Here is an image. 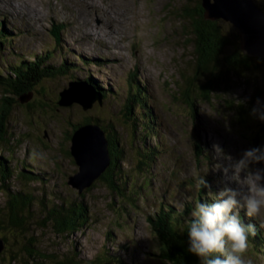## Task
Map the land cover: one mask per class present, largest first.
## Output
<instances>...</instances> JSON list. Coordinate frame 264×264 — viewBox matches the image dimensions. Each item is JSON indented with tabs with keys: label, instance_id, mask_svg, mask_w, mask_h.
Here are the masks:
<instances>
[{
	"label": "rangeland",
	"instance_id": "obj_1",
	"mask_svg": "<svg viewBox=\"0 0 264 264\" xmlns=\"http://www.w3.org/2000/svg\"><path fill=\"white\" fill-rule=\"evenodd\" d=\"M196 1L0 0V28L7 36L0 52V71L9 72L18 59L30 60L34 54L45 56L47 52L50 56L44 63H67L64 73L46 77L35 87L26 101H30L29 106L20 101L14 105L8 120L10 149L0 148L5 155L10 152L14 168L41 175L31 181L13 175L7 181L10 189L31 190L35 195L28 235L36 242L34 250L45 252L40 264H53L54 257L71 254L70 245L75 243L77 258L86 263L90 259L98 263L97 257L108 251L121 260L118 264H169L156 254L159 241L146 220L160 202L181 210L195 198L200 177L207 182L204 195L210 200L225 186L241 192L248 187L243 172L233 178L231 169L224 173L216 166L230 163L226 157L238 159L244 150L264 145V121L250 114L258 100L264 103V58H255L251 70H227L222 91L213 92L206 100L196 95L193 110L181 92L185 78L196 71L193 33L184 13ZM254 1L264 6V0ZM55 28L59 29L58 38ZM89 35L93 37L88 39ZM233 48L226 47L225 53ZM131 72L134 81L145 87L146 102L155 116L151 136H143L139 124L123 116L121 106ZM207 76L199 73L196 84ZM70 81L90 86L94 82L106 89V94L87 109L76 102L60 106L56 102L58 91ZM240 105L246 109L242 115ZM94 115L109 117L117 131L124 153L119 186H125L131 201L98 179L81 192L67 183L68 175L77 169L67 154L69 121L80 122ZM144 142L155 145L153 155L136 170L139 158L143 159L136 151ZM252 167L264 169V162ZM130 173L129 179L126 175ZM137 183L139 194L134 191ZM3 190L0 179V204L5 198ZM59 196L82 200L87 207V221L72 232L76 235L58 236L40 208V198L51 205ZM239 214L244 223L260 229L264 241V215L248 217L242 208ZM24 240L8 236L1 264L7 263L8 251L16 252L12 263L40 261L22 250ZM248 255L254 264H264V243H249Z\"/></svg>",
	"mask_w": 264,
	"mask_h": 264
},
{
	"label": "trees",
	"instance_id": "obj_2",
	"mask_svg": "<svg viewBox=\"0 0 264 264\" xmlns=\"http://www.w3.org/2000/svg\"><path fill=\"white\" fill-rule=\"evenodd\" d=\"M260 7L262 8L264 6L260 5ZM184 13L188 15L191 33H193L192 52L195 55L196 71L195 75L192 77L185 78V84L181 95L185 102L194 110V99L196 95L203 100L210 99L213 92L222 91L220 85L227 77V70H231L235 73L242 70H251L255 66L252 61L259 57L249 56L241 51L239 47V37L234 26L221 19L213 20L205 18L203 16V8L200 5V0H197L194 7ZM58 36L59 33L57 31L56 37L58 38ZM6 41L7 36L4 30L0 28V52ZM231 45H234L232 52L229 54L225 53L226 47ZM34 56L35 58L30 60L18 59L15 63H12L9 72L3 73L0 71V87L2 89V96L0 97V148L6 147V149H10L8 120L12 108L19 101L18 97L22 94L35 92L37 90L35 87L41 84L44 78L56 75V73H64V69L67 68L66 62L60 63V65L57 66L44 63V60L49 59L50 54L48 52L45 56L39 54H34ZM0 58V60H2V54ZM199 73H205L208 74V76L202 82L196 84L197 75ZM134 77L135 75L133 72L128 76L127 92L121 106L123 109V116L126 120L130 119L132 123L139 124L138 126L143 136H151L154 133L153 121L155 120V116L151 112L150 105L146 102L147 97L146 94L144 95L145 92H143L145 91V87H141L138 82H135ZM91 85L99 93L106 94V89H103L94 82H91ZM37 102L39 105H42L40 101ZM25 104L29 106L30 101ZM243 111L246 112V109L240 105L238 109L239 114ZM248 112H250V110H248ZM86 122L97 123L103 130L108 141L110 162L97 179L104 182L112 192L121 194L131 201L133 197L131 195H125V186H119L121 180L119 176L122 172L120 162L124 158V153L117 131L109 117H98L94 115L80 122L69 121L70 129L65 132L68 135V139H70V134L77 125ZM153 146L148 144L145 145L144 142V145H141V149L138 147V151L136 152L139 156L143 157V159L139 158L136 170L143 167L144 159H148L149 162V159L152 158ZM197 148L199 147L197 146ZM67 154H69V151H67ZM9 156L10 152L9 155L0 152L1 188L4 189L3 193L5 194L4 201L0 204V236L3 238L5 244H9L8 236L17 239L25 238L24 242L21 244L22 250H25L32 260L36 259V257L40 259V261H34L33 264H40L45 260L44 256H42L45 255V252L34 250L36 249V242L32 241V236L28 235L30 234L29 223L30 217L32 216L31 212L33 210L35 195L31 190H24L22 188L12 190L9 188L7 181L10 180L13 175L27 181L39 180L41 175H38V172L36 173V171L30 169L25 170L21 167L17 169L14 168L11 165ZM14 171L16 173H14ZM131 174L132 173L127 174L126 177L130 179ZM93 183L85 188V191L91 188ZM138 183L137 186L134 185L136 194H139V190L141 189ZM205 188V186H200V184H198L195 198L188 202L181 210L175 211L171 205H165L160 202L158 204V210L146 216L150 228L159 241V252L156 254L158 257L165 259L169 264H199L198 257L187 250L186 225L187 221L190 219L189 214L194 206V201H200L202 198H207V201H210V198L204 195ZM55 198H57L56 200H58V202L52 201L51 205L45 203L41 198L39 201L42 204L40 208H43L42 210L47 222L51 223L56 234L58 236L67 237L79 227H84L83 224L88 218L87 207L84 202L76 198L73 200H67V198H61L60 196ZM240 218L243 221L241 215ZM72 235L76 234L72 233ZM107 237L109 238V234L106 235V238ZM249 243L250 246L264 243L260 229L257 230V228H254V234L250 233ZM75 244L70 245L71 254H63L60 259L54 257L53 264L96 263L94 259H90L88 263H86V261L77 258L79 249H77ZM30 249H32V251ZM4 250L5 248L1 251L0 257ZM8 252L9 259L6 264H28L26 261L19 262V260L16 263H12V260H16V252ZM32 252H38L39 254L37 253V256L33 257V255L31 256ZM107 252L108 251H105L106 254L97 257L96 261L98 260L97 262L99 264H118L121 262L115 255L107 254Z\"/></svg>",
	"mask_w": 264,
	"mask_h": 264
},
{
	"label": "clouds",
	"instance_id": "obj_3",
	"mask_svg": "<svg viewBox=\"0 0 264 264\" xmlns=\"http://www.w3.org/2000/svg\"><path fill=\"white\" fill-rule=\"evenodd\" d=\"M250 114L264 121V103L258 100ZM217 149L222 153L219 146ZM226 159L230 163L216 167L224 173L231 169L233 178L243 172L249 181L248 187L241 192L225 186L210 201L194 203L186 225L187 250L198 257L199 264H254L248 255L249 235L254 234V228L250 223L245 224L239 213L242 208L248 217L264 215V183H261L264 169L252 167L264 162V145L244 150L238 159ZM206 183L200 177V186Z\"/></svg>",
	"mask_w": 264,
	"mask_h": 264
},
{
	"label": "water",
	"instance_id": "obj_4",
	"mask_svg": "<svg viewBox=\"0 0 264 264\" xmlns=\"http://www.w3.org/2000/svg\"><path fill=\"white\" fill-rule=\"evenodd\" d=\"M203 16L207 19H221L237 30L239 47L249 56L264 58V10L254 0H200ZM30 93L18 97L26 102ZM60 106L78 103L82 109L91 107L94 101L100 103V93L81 81H70L67 87L58 91ZM68 151L77 169L68 175L67 183L78 192L89 187L109 165L108 141L101 127L95 122L79 124L70 134ZM5 242L0 236V252Z\"/></svg>",
	"mask_w": 264,
	"mask_h": 264
},
{
	"label": "bare ground",
	"instance_id": "obj_5",
	"mask_svg": "<svg viewBox=\"0 0 264 264\" xmlns=\"http://www.w3.org/2000/svg\"><path fill=\"white\" fill-rule=\"evenodd\" d=\"M5 3H6V2H5ZM11 3H13V4L16 6V3L12 2V1H11ZM16 8H19V9L21 10L22 7L19 6V5L17 4ZM60 25H61V24H60ZM56 26H58V25H56ZM61 26H62V25H61ZM58 27H59V26H58ZM54 30H55L56 32L58 31V33H59V29H56V28H55ZM89 36H90V38H88V39H91V38L93 37V35H89ZM102 94H103V93H100V96H101V97H102Z\"/></svg>",
	"mask_w": 264,
	"mask_h": 264
}]
</instances>
